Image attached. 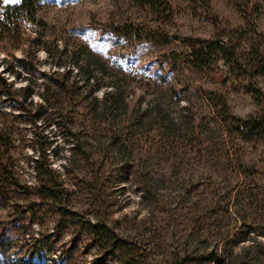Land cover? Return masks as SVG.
<instances>
[{"label":"rangeland","instance_id":"rangeland-1","mask_svg":"<svg viewBox=\"0 0 264 264\" xmlns=\"http://www.w3.org/2000/svg\"><path fill=\"white\" fill-rule=\"evenodd\" d=\"M18 12L0 30L11 184L0 264H264V137L222 119L226 103L242 118L264 108V0H38L34 19ZM215 38L239 65L188 58ZM38 157L57 201L35 189ZM64 209L76 216L58 227Z\"/></svg>","mask_w":264,"mask_h":264},{"label":"trees","instance_id":"trees-1","mask_svg":"<svg viewBox=\"0 0 264 264\" xmlns=\"http://www.w3.org/2000/svg\"><path fill=\"white\" fill-rule=\"evenodd\" d=\"M38 0H19L18 3H6L5 0H0V30L5 28L8 21L9 17L12 16V13L14 11H19L18 14L24 13V11H27L26 14L27 17H30L34 19V14L33 11L36 10ZM153 7L156 8V5H153ZM131 29V28H130ZM130 34L133 33L132 31L129 32ZM135 33V32H134ZM200 46L192 45L191 48L189 49V56L188 58L200 65H209L208 61L210 59H213L215 55L219 54L220 56L224 57L225 61L227 62L228 65L234 67L236 65H239L240 62L242 61V55L238 53V50L235 46L232 44L228 45V43L223 42L222 40L215 38L213 40H202L199 42ZM21 65H26L25 60H19L18 61ZM67 74V73H65ZM65 74H57L56 76L59 77H65ZM91 78L90 76L87 77V81H89ZM7 85V82L5 78L0 77V89L5 88ZM59 89L63 92H66V85L65 82L62 78V80L59 81ZM49 89V96L48 102L50 105L54 106L55 110L60 114V107L58 104H56V91L53 90L50 86H48ZM5 92V91H4ZM4 92L0 93L4 94ZM28 95L31 94V92L28 91ZM118 94V93H117ZM224 116H222L223 121L228 124L230 117L234 121L236 128L238 129L239 133L242 134L243 136H248V135H261L264 137V108H262L260 111L256 112L255 114L249 115L248 117L242 118L238 116H233V114L230 113V109L226 104H224ZM29 113V112H25ZM61 114H63L61 112ZM24 115V114H23ZM64 118V117H63ZM4 135L0 132V159H3V155L1 154V151L6 147V151H8V144H5L6 140L3 137ZM74 144V151H76L81 157H84L85 160H87V157H85L84 152L80 149V139L76 138ZM35 171L38 173L37 176V185L35 186V189L38 191V195L40 196V200L46 201L47 199H55L57 201L59 199V195L57 194L56 191L59 188V185L55 183L54 181V171L51 169L47 168L48 164L47 163H42L40 158L35 160ZM3 167V166H2ZM2 169H7V168H2ZM3 173L0 172V195H3L4 193L7 192L8 187H10V181L4 182L2 181L3 178ZM7 183V184H6ZM27 187V186H26ZM29 189V187H27ZM76 216L74 212H71L70 210L64 209L61 211V221L58 225L60 227L61 225L67 224V222H72L74 220H67L66 217L68 216ZM76 223V222H73ZM100 222L97 224H89V227L92 229L99 228ZM57 230H59L57 228ZM97 238L100 239V241H106L107 243H111L110 246V251L114 253V255H118L120 258L127 259L128 256L133 257V258H138L139 257V251H132L129 248H127L126 244L122 242L119 238H110L107 236H102L100 237L98 234H96ZM107 237V238H106ZM110 240V242H108ZM39 242V241H38ZM218 257L216 252H209L207 261L209 263L217 261ZM219 262V261H218ZM53 264H58V261L53 260ZM130 264V263H129ZM173 264H178L177 261H174Z\"/></svg>","mask_w":264,"mask_h":264},{"label":"snow or ice","instance_id":"snow-or-ice-1","mask_svg":"<svg viewBox=\"0 0 264 264\" xmlns=\"http://www.w3.org/2000/svg\"><path fill=\"white\" fill-rule=\"evenodd\" d=\"M6 3H18L19 0H5Z\"/></svg>","mask_w":264,"mask_h":264}]
</instances>
